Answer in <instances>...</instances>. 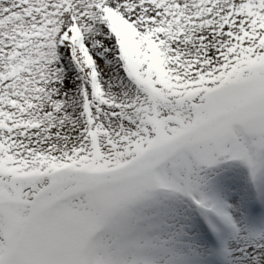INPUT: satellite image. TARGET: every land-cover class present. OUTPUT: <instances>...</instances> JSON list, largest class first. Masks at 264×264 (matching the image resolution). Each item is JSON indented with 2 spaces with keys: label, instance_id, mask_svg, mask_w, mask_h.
Masks as SVG:
<instances>
[{
  "label": "snow or ice",
  "instance_id": "obj_1",
  "mask_svg": "<svg viewBox=\"0 0 264 264\" xmlns=\"http://www.w3.org/2000/svg\"><path fill=\"white\" fill-rule=\"evenodd\" d=\"M0 264H264V0H0Z\"/></svg>",
  "mask_w": 264,
  "mask_h": 264
}]
</instances>
